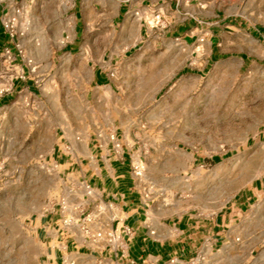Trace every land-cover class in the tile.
<instances>
[{
	"label": "rangeland",
	"instance_id": "obj_1",
	"mask_svg": "<svg viewBox=\"0 0 264 264\" xmlns=\"http://www.w3.org/2000/svg\"><path fill=\"white\" fill-rule=\"evenodd\" d=\"M88 1L90 7L103 2ZM75 2L0 0V22L11 43L0 51V99L9 98L0 106V264H45L31 221L56 203L69 202L57 182H49L45 160L58 129L84 122L128 126L136 150L148 159L140 180L157 210L211 218L236 196L255 190L244 227L231 230L234 245L220 244L212 257L206 250L183 264H264V222L257 232L252 227L256 215L264 214V64H244L235 27L220 37L222 54L212 60L210 37L178 46L184 40L167 33L164 19L154 27L161 32L149 39L112 37L113 11L104 6L97 12L99 39L91 9L87 14L91 31L84 42L95 47L71 54L66 47L76 37ZM214 7L224 16L264 23V0H214ZM114 25L120 31L121 21ZM114 41L118 58L110 63L108 44ZM95 66L106 72L114 101L124 108L107 110L100 97L93 98ZM216 156L220 163L212 161ZM256 234L260 238L253 241ZM233 248L241 259H230ZM71 264L99 263L86 251Z\"/></svg>",
	"mask_w": 264,
	"mask_h": 264
},
{
	"label": "crops",
	"instance_id": "obj_2",
	"mask_svg": "<svg viewBox=\"0 0 264 264\" xmlns=\"http://www.w3.org/2000/svg\"><path fill=\"white\" fill-rule=\"evenodd\" d=\"M101 6L113 11L108 30L112 37L123 34L128 39L137 35L149 39V35L161 32L154 29L155 17L161 16L164 26L168 27L167 33L179 34L184 40L178 46L187 47L190 39L200 35L210 37L212 60L222 54L220 37L235 27L240 37L237 48L244 64L249 60L264 64V23L251 24L242 16L217 13L214 0H103L91 7L88 0H76V37L66 47L71 54L76 50L86 54L95 47L94 43L84 42V36L91 31L87 14L91 9L93 24H96L92 31L99 39L102 30L97 12ZM212 19L215 22L209 23ZM118 20L122 25L120 31L114 25ZM146 23L152 28H147ZM108 46L107 57L112 63L118 58L112 53L117 44L114 41ZM251 50L253 54L249 53ZM14 87L18 90L20 83L15 82ZM91 87L92 94L96 95L93 98L100 97L101 108L125 107V103L114 101V86L100 66L94 67ZM102 87L109 89L100 91ZM8 99H0V106H6ZM133 141L130 129L124 124L70 123L57 130L45 169L49 182L55 180L58 189L69 195V202L56 203L31 221L37 241L44 246L41 258L45 264H71L86 251L99 264H166L172 259L189 263L202 251L211 252L212 257V251L220 244L227 248L234 245L231 230L244 227L247 207L257 198L255 190L236 196L234 202L211 218H201L190 211L169 214L157 210L149 205L141 180L135 174L134 168L147 164L148 159L136 150ZM221 160L218 156L212 159L214 163ZM261 183L264 184V179ZM262 184L258 182L255 188L258 190ZM254 220L252 227L257 232L264 222V214L258 213ZM110 237L115 240L111 242ZM259 238L260 234H256L253 241ZM230 252V259L242 258L237 248Z\"/></svg>",
	"mask_w": 264,
	"mask_h": 264
},
{
	"label": "built area",
	"instance_id": "obj_3",
	"mask_svg": "<svg viewBox=\"0 0 264 264\" xmlns=\"http://www.w3.org/2000/svg\"><path fill=\"white\" fill-rule=\"evenodd\" d=\"M156 21H155V24H154V27H158L159 25H161L162 23V18L161 16H156L155 17ZM204 40L202 39L200 42H203ZM117 148H120L119 145H117ZM134 171H135V174L138 178H141L142 177V173H143V167L138 165L134 168ZM98 237H101V235H99ZM115 239L113 237H110V241L113 242ZM166 264H183V262H181L180 260L178 259H172L170 260L169 262H167Z\"/></svg>",
	"mask_w": 264,
	"mask_h": 264
},
{
	"label": "trees",
	"instance_id": "obj_4",
	"mask_svg": "<svg viewBox=\"0 0 264 264\" xmlns=\"http://www.w3.org/2000/svg\"><path fill=\"white\" fill-rule=\"evenodd\" d=\"M2 13H3L2 6H0V15ZM9 47H11L10 38H9L8 34H6L4 27L2 26V24L0 22V51L4 48H9ZM2 103H4V102H2Z\"/></svg>",
	"mask_w": 264,
	"mask_h": 264
}]
</instances>
